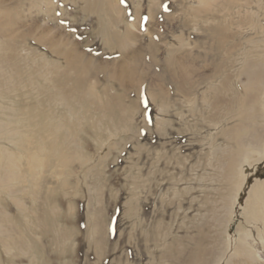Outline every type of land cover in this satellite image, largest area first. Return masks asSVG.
Returning <instances> with one entry per match:
<instances>
[{"label": "rangeland", "instance_id": "obj_1", "mask_svg": "<svg viewBox=\"0 0 264 264\" xmlns=\"http://www.w3.org/2000/svg\"><path fill=\"white\" fill-rule=\"evenodd\" d=\"M0 6L14 15L15 23L10 34L13 39L0 34V43L7 40L16 45L25 55L21 58L36 55L37 59L38 53L53 58L28 33H45L50 40L53 33H59L101 65L91 75L84 65L78 68L56 58L59 73L53 71L49 77L70 107L56 99L47 103L48 93L39 106L37 100L44 97L36 92L25 89L29 92L25 95L19 86L16 91L5 90L2 76L6 70L0 71V126L18 131L10 141L0 128V175L10 169L21 177L15 181L10 176L5 183L9 191L0 192V237L6 239L5 229L10 232L8 240L42 235L39 242L23 248L10 241V257L0 246V264H29L32 255L35 264H187L195 249L215 243L213 217H228L223 196L231 186L225 175L230 169L229 157L240 153L237 138L264 146V125L255 112L260 100L257 104L247 96L245 104L239 103L247 93L256 91L245 70L255 63L260 76L264 72V63L259 61L264 62V0H0ZM2 13L5 11L0 16ZM32 25L37 27L30 29ZM126 26L130 28L128 39L127 32L125 38L122 34ZM113 31L119 33V40H109L107 35ZM120 37L126 39V45ZM139 47L141 53L135 56ZM259 53L262 58L258 60ZM24 63L23 59L11 60L8 66L22 71ZM120 69L130 81L134 79L124 88L108 76L117 75ZM170 71L176 73L177 83ZM34 75L35 83L41 85L42 78ZM24 77L17 76L15 81L25 83ZM84 81V87L91 88L80 93L77 87ZM227 82L231 90L225 86ZM229 99L235 100L232 107ZM250 107L255 113L252 116L246 114ZM217 120V124L213 122ZM57 123L61 128L55 134L52 128ZM67 134L78 140L87 159L58 166L67 172L65 188L57 185L56 176L46 173L52 180L42 189V165L59 158ZM40 143L42 153L37 149ZM251 147L254 159L243 168L246 179L237 194L230 232L232 237L246 235L257 256L256 261L246 259L247 264H264V242L249 222L245 203L251 185L264 183V156L260 158L261 153ZM9 160L15 168L7 166ZM222 163L227 164L225 173ZM96 173L94 181L91 176ZM31 174L30 185L25 176ZM94 182L100 187V196L90 187ZM24 187L26 191H20ZM30 191L36 193V206L46 196L62 208L55 221L67 232L64 242L52 240L47 228L54 219L36 206L30 209L39 213L47 232L24 227L16 216L17 207L29 205L24 192ZM90 196L91 212L100 209L99 219L102 217L106 229L103 249L96 252L86 242L87 235L91 236L86 228ZM33 212L22 218L33 220ZM2 213L7 220L1 219ZM11 224H20V228ZM201 227L205 234H200ZM238 257L233 256L229 263L244 264Z\"/></svg>", "mask_w": 264, "mask_h": 264}, {"label": "bare ground", "instance_id": "obj_2", "mask_svg": "<svg viewBox=\"0 0 264 264\" xmlns=\"http://www.w3.org/2000/svg\"><path fill=\"white\" fill-rule=\"evenodd\" d=\"M1 8L2 7L0 6V12L5 11V13H2V15L0 16V34H2L5 38H7V37H10V34L11 35L13 34V33H11V29L14 28L13 26L15 25L14 17H13L14 15L11 16L12 14L9 13V11H7L6 8H3L5 10H1ZM9 14H11V15H9ZM32 27L33 28H30V29H35L37 26L32 25ZM125 30L126 31H124L122 34H123V37L125 38L126 32H127L128 34H127L126 39H128V37L130 35V28L128 26H126ZM42 32H50V30L42 29ZM30 35L32 36L31 38H33L34 41H36L39 44L44 45L45 48L53 56V58H50V59L47 58L45 53H40V54L38 53L37 59L34 58L36 55L34 57L32 56L30 59L21 58L25 55H22L19 53V51H17L18 49L16 48V45H13V43H11L10 41L7 42V40H6V42L4 41L3 43H0V71L6 70L5 71L6 76L5 75L2 76V77H4V80L2 82H3V84H5V90H7V91L15 90L16 91L17 86H19L20 89L24 88V90L27 89V90L31 91L32 93L36 92L38 95H42L44 97L43 99L37 100L39 106H41V103H44V101H45L44 94L48 93L49 97L47 98V103L51 104V102H53L54 99H56L60 105H62V106L64 105L65 107H70L69 101L64 97V93L61 92L60 87H58V85L55 84V81L53 79H51V76L49 77V74L53 73V71L56 73L57 72L59 73V69H58L59 63L56 60V58L62 57L63 59H65L66 62L68 61L67 63H69L70 65H73L75 67L78 66V68L79 67L81 68L84 65V67L87 68L88 73H90L91 75L93 73H95L97 70H99L101 65L98 64L97 62H95L94 60H91L89 57H87L83 53H80L79 51H77L76 45L68 38L63 39L62 34L53 33L51 40L47 38L48 36L45 33H43V34L39 33L38 34V33H35V31H31L28 33L29 37H30ZM107 36H108L110 41H113V40H117V39L119 40L120 35L117 31H113L110 34H108ZM10 38L13 39V37H10ZM126 39H121V37H120V41H123L124 45L127 44L124 41ZM129 39H131V38H129ZM46 43L48 44L47 46L45 45ZM149 45H151V44H149ZM149 45H148V47H149ZM141 49L142 48L139 47L134 52L135 56H138L141 53ZM28 53H27V56H28ZM30 55H31V53H30ZM259 56L261 57L260 53L256 58H258ZM262 56H264V54ZM150 58L152 59V57H150ZM22 59H23V61L26 62V63H24L23 67L21 68L22 71H18V66H11V67L8 66L11 63V60L12 61H17V60L19 61ZM255 60L257 61V59H255ZM258 60H259V58H258ZM259 61L262 64L264 63V62H262L261 59ZM6 65L8 67H5ZM16 65H18V64L16 63ZM262 66H264V65H262ZM245 72L248 75V78L250 79L249 80L250 85L252 87H254L256 89V91H254L253 93L251 92L250 94L247 93L246 97L244 96V97L239 99V103L245 104L247 96L252 97V98H249V101H252V102L257 101V104L259 102L258 100H260L261 106L260 107L258 106L259 108H256L255 112H257V115L259 114V120L262 121V124L264 125V75L262 76V74L264 72L263 73L261 72L262 74L260 76L258 69H256L255 63L253 65L251 64L245 70ZM34 74H36L37 76L42 78L43 81H42V84L40 83L41 85H39L38 83L37 84L35 83L34 78H33ZM169 74H171L172 79L177 83L178 79L177 80L175 79V78H177L176 73L174 71H170ZM180 74L183 75L184 77H187L186 71H181ZM17 76L20 79L24 77L26 79V82L22 83V81L19 80V82L17 83V81H15V78H17ZM108 76L110 78H113V80H115V81L117 80V82L119 83L121 88L127 87V85L130 84L134 80L133 78H131V81H130V79H128V74H125V72H123V69H120V72L117 73V75L109 74ZM85 81L82 82L81 84H79L77 87V90H81L80 93L86 92L85 91L86 88L87 89L91 88L89 86L84 87V84H87ZM15 83H17V84L15 85ZM179 83L183 84L182 81H180ZM225 86L231 90V86L228 82L226 83ZM178 88L182 89V87L180 85L178 86ZM26 93H25V95H29V92L26 91ZM228 101H229V105L232 107L235 100L232 102V100L229 99ZM114 102H115V104H117V106L120 107L119 101H114ZM161 106H163V105H161ZM246 110H247L246 114H248L249 116H252L253 114H255L254 110H252L251 107L246 109ZM213 122L214 123L216 122V124H217L218 120L213 121ZM216 124L214 125V128H216ZM5 125H7V124H5ZM0 128L4 131L3 135L8 136V139H10V141H14L12 138L15 136H18V131H16V130L11 131V130H8L7 127L3 128V126L2 127L0 126ZM60 128H61V125L57 123L52 128V130L56 134ZM11 134H13V135H11ZM243 140L240 138H237L238 145L239 146L241 145L240 153H238V155L236 157L234 155H233L234 157H229V158H231L229 161L230 169H229V172H227L225 175L227 180L230 181L229 183L231 186L229 191H228V194L225 193V195L223 196L225 201H227L226 202L227 203L226 209H227L228 217L226 219H222L216 215L219 213H217L215 211L216 216L213 217V226L215 225V227L217 229V232H216L217 236L215 235L217 238L215 240V243L211 242L209 247L200 246L197 249H195L194 253L192 252L193 255L189 256V258L187 260V264H196L197 262L199 264H228L230 261V258H232L233 256L242 257V261L244 264L248 263V260H246V259L254 260V261L257 260V256L254 253H252V251L250 250V248L248 246L246 235L243 233H240V234H238L237 237H232L233 234L231 235V232H230V224H231V222L233 220V216H234V205L237 202V194H238V192L242 191V188L244 187L243 181H244V179H246V177L243 173V168L246 165L252 164V160L254 159V155L252 154V150L249 149L248 146H252L251 148H253V150H256L259 153H261L260 158H262V155L264 156V146L258 147L259 144H257V143L256 144L255 143L250 144V143L244 142ZM17 142L18 141L14 142L15 145H17L16 144ZM61 143H62L63 152L61 153L59 158L55 157V160L52 163L49 162L50 164L44 163L42 165V167L44 169H42L41 174L45 170V172L43 173V176L41 175V177H40L42 189L50 186V184H51L52 179L50 177H49L50 178L49 179L48 177L44 176V175H46V173L51 177L56 176L57 180L55 179V181L57 182V185L58 184L62 185L65 188V186L67 184L66 179H65L67 172L64 171V169H62V168L59 169V168L64 167V166L67 167V165L69 163H72L75 160H80L84 163L83 160L86 161V159H87L86 157H83L81 154L82 153L81 148H80L81 145L78 142V140H72L71 136L69 134L63 135V141ZM37 149L40 153L44 152L43 151L44 147L42 149L41 143L39 144ZM55 150L57 151L58 149H55ZM7 154H8V156L11 157L10 154H12V152L7 150ZM4 155H5V152H4ZM11 161L12 160H9L10 163L6 162L7 166H9V167L11 166V168H15V166L13 164H11ZM12 165H13V167H12ZM226 165H227L226 163L220 164V168H222L221 171H224V166L227 167ZM58 166H59V168H58ZM2 169L3 168L0 166V171ZM8 170L7 169L5 170L7 172L4 173V176L0 175V192H2L3 190L9 191L6 188L5 183L8 182V179L10 178V176L13 179H15V181L21 179V177L17 174L18 172H11L10 169H8ZM224 173H225V171H224ZM98 175L99 174H97L95 176L93 175V176H91V178L95 181L96 177L98 178ZM32 176H33L32 174H31V177L25 176V180L30 185L33 184L34 178ZM27 178H29V179H27ZM90 187L92 188V191L94 189L97 192V194L100 196V187L95 182L93 184H91ZM20 191H26V188L24 187ZM33 192L34 191L24 192L26 194L25 196L29 197L28 199L30 202H29V205H27V206L24 205L23 209L17 207V209L15 211L16 216L18 218H20L22 223H24V227H28L31 230L33 227L34 228L33 231H36V232L38 231V232L44 233V232H47L45 229V226H44L45 223L42 222L41 218H39V216H38L39 213L37 214V212L35 213V212H33L32 209H30V208H33L36 206L34 204V195L36 193H33ZM248 192L249 193L247 195L245 203L247 205L246 210H247V213L249 214L248 216H250V219H251L249 222L254 227L257 236L261 240H263V242H264V183L255 182L254 184L251 185ZM92 197L90 196L91 199L88 200L89 202L87 201V209L89 210V212H88V210L86 211V213H87L86 217H87V219H89V221H88L89 225H86V228L88 230V234H90L91 236L87 235V241L86 242H87L88 246L91 247L93 249V251L96 252V250H102L103 249V245H104L103 241H104L105 236H106V229H104L102 226V224L104 222L103 219H101L102 217H100V219H99V215H100L99 210L100 209L99 208L94 209L91 212L92 208L89 207L90 206L89 204H91L90 202L93 201ZM35 198L37 199V197H35ZM96 199H97V197H95V200ZM97 200L101 201V198H100V200L99 199H97ZM210 202L213 203L212 201H210ZM220 202H222V201H220ZM206 203L207 202H205L204 204H206ZM223 204L225 206V203H223ZM219 205H220V203H219ZM209 206H210V204H209ZM216 206H217V204H216ZM206 207H208V206H206ZM36 208L42 210L41 212L47 218L52 217L54 219V223L51 226H49V228L46 227L48 230L50 229V231L52 232V240H56V242H64V240H66L68 238L65 235L67 232L63 226H61L59 223L57 224V222L55 221L56 219H58V216L61 214L62 208L58 204L56 205L55 203L50 202L49 198L46 196H44V199L41 201V204L37 205ZM203 208H204V206H203ZM210 208H212V206ZM219 208H220V206H219ZM215 209L213 208V210H215ZM32 212H33V214H36V216L33 215L34 216L33 220H29L28 217L22 218V215L25 216V214L26 215L32 214ZM205 214L206 213L204 212V216L206 217ZM222 214H224V213H222ZM222 214H220V215L222 216ZM201 215H203V212L201 213ZM224 215H226V214H224ZM6 216H7L6 213H2L1 219L7 220ZM11 219H12V217H11ZM42 219H44L43 216H42ZM12 223H14V222H12ZM19 225L20 224H18V225L11 224V226L15 227V228H20ZM208 225H209V223H208ZM202 227L200 230V232H201L200 234H205V233H203L204 229L202 230ZM157 228H158V225H157ZM0 229H2V228H0ZM235 230H237V232H241L240 228L239 229L236 228ZM2 231H4V230H2ZM5 231H6L5 233H7L6 239L5 238L3 239L2 237H0V246H1V250L3 252H5L6 256H8V257H10L9 254L11 251V247L9 246L10 241L13 242L14 245H16L17 247L23 248V247H28L29 244L35 243V241L39 242L41 240V237H42V235L40 234L37 236V238H35L36 234H33L32 233L33 231H32L31 232L32 234L30 236L34 235L33 238L28 236V238H26L27 240H16L14 237H12V238H10V240H8V238L10 237V232L8 229H5ZM1 234H2V232H1ZM223 234H226V236H227L225 239L222 237ZM3 236H4V234H3ZM204 237L205 236H203V239H204ZM173 240L175 241V239H173ZM171 244H173V243H171ZM174 257H176V255ZM35 260H36L35 256L32 255V257L29 259V264H35V263H33V261L35 262ZM12 264H14V263H12Z\"/></svg>", "mask_w": 264, "mask_h": 264}]
</instances>
